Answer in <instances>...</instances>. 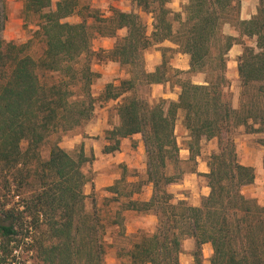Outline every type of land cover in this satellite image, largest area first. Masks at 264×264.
<instances>
[{
  "label": "trees",
  "instance_id": "16d2710c",
  "mask_svg": "<svg viewBox=\"0 0 264 264\" xmlns=\"http://www.w3.org/2000/svg\"><path fill=\"white\" fill-rule=\"evenodd\" d=\"M131 1L152 16L151 35L134 13L114 9L110 17L100 18L81 0H25L24 25L28 28L34 18L33 36L45 45L35 59L28 54L29 43L4 39L8 0H0V166L13 173L18 197L14 206L0 209V264H28L17 261L15 254L22 253L33 255L29 264H107L109 229L117 226L123 236V212L129 210L152 213L158 224L152 234H137L128 250L121 249V264H181L186 238L196 241L193 264H204L206 243L213 247L210 264H264V205L243 193L256 174L239 161L235 142L239 127L264 135V0L249 20L240 17V0H188L181 12L168 7L172 0ZM74 16L80 21L69 22ZM227 24L239 37L224 34ZM121 30L127 33L118 37ZM96 36L116 42L111 50L96 53ZM165 42L177 48L163 49V62L148 72L145 52ZM236 44L244 46L237 61L238 109L231 102L227 77L228 53ZM167 50L188 54L186 73L204 75V84L182 80L177 101L162 99L151 105L136 91L140 85L168 81ZM93 56L118 63L129 76L119 85L108 84L102 95L104 101L121 99L119 124L106 133L113 144L104 153L117 151L123 138L141 135L146 157L145 180L129 182L122 167V177L105 189L111 194L108 202L117 205L110 221L102 217L96 197L85 193L90 178L83 167L91 157L83 151L72 154L58 142L47 160L41 156V147L53 134L92 120L91 87L100 76L92 69ZM180 115L189 134V161L201 155L204 141L217 142L207 159L209 173L200 175L210 193L199 206L176 201L170 192L182 180L181 174L168 172L169 165L179 161ZM258 143L264 146V139ZM149 184L151 199L135 200Z\"/></svg>",
  "mask_w": 264,
  "mask_h": 264
},
{
  "label": "rangeland",
  "instance_id": "374dc122",
  "mask_svg": "<svg viewBox=\"0 0 264 264\" xmlns=\"http://www.w3.org/2000/svg\"><path fill=\"white\" fill-rule=\"evenodd\" d=\"M241 1V12L246 11L250 12V10L255 9L257 3H260V0H240ZM188 0H172L169 4V8L173 10L174 12H181L184 5H186ZM81 3L83 6H89L93 11H96L98 13V16L100 18H108L111 16L112 11L114 9H119L121 11H124L126 13H134L141 17L142 21L147 25L148 35H151L153 30V18L151 15H146L142 13V11L137 7L135 3H133L131 0H81ZM259 6V5H258ZM258 8V7H257ZM8 10L9 14H12L14 12V19H8V23L6 26V30L4 33V39L7 42H15L19 45L29 43L28 48V54H30L33 58L39 59L45 50V45L39 38H34L33 31L36 30L34 26V18H31L28 21L29 27H25V21L22 14V10H15L14 6L12 5V1L9 0L8 2ZM241 16V14H240ZM71 23H77L80 21V18L78 16L71 17L68 19ZM88 23L92 24L93 19H88ZM175 28L178 27V23H175ZM224 34L229 35L231 32H238L232 25L227 24L223 28ZM126 30H121L118 32V37H123L126 35ZM106 41L105 46L110 47L114 46L116 39L114 38H103L96 36L92 41V50L96 53H99L101 50H106L102 47V44ZM246 44H251V41H245ZM170 43H167V45L163 48H156L155 46H152L149 48L145 54H153L155 51H160V55L162 56L161 62H163V49L165 48H171ZM242 48L244 49V46L240 44ZM166 60H167V68H168V79L171 81V83H174L176 80L178 81L181 78H190L188 75H180L177 73L179 70L176 68V65L182 66V58L176 55L171 50H167L166 52ZM232 63L230 69L228 68V80H229V88L228 92L231 98V102L233 104V107L236 109L240 106V96H241V82L238 76L237 66L238 63L234 56H232L231 59ZM145 67L147 68L146 60H145ZM92 69L94 72L98 73L100 76L94 81L91 92L95 99V109L93 118L90 122H88L85 125H82L81 127H78L74 129L73 131H70L65 134H53L47 143H45L41 147V156L43 160H47L50 154V150L52 145L55 142H58L59 146L61 147H67L68 145H72L74 143V139L78 135H83L84 137L87 136L89 138L88 134L86 132L88 130L92 131L90 129L91 125H95L97 120H101L102 115L105 113V120L108 125V129H111L115 127L119 123V118L117 116V105L114 104L113 101H104L102 99V95L104 91L106 90V86L108 84H114L119 85L120 81L123 79L129 78L128 73L126 69L121 67L117 63H113L108 60H103V58H100V56H93L92 59ZM202 79L201 76L193 77L192 80L195 82H199ZM173 94L175 90L173 88L167 89L164 88V93ZM137 96L139 98L145 99L148 101L151 105L157 104L162 97L159 96V92L155 91L154 87L152 85H140L138 86V89L136 91ZM121 103V99L119 100V104ZM118 104V105H119ZM109 105V106H107ZM108 107L106 110H103L104 107ZM181 119L178 122L177 129H176V135L179 145L181 147H185L188 143L187 140V131L185 128L180 124ZM107 131V130H106ZM261 139H264V135L262 134H248L244 127H239L235 132V142H236V149L238 153L239 161L243 164L244 161H253L254 163L257 160L262 161L264 159V149L262 145L258 143ZM138 143V141H137ZM25 147V144H24ZM69 147V146H68ZM69 149L68 151L72 154H76L80 151H83L80 147V144L77 140V146H74V148H66ZM217 149V142L216 140H213L209 143L203 142L202 149H201V155L200 160L203 162V160H207L209 155ZM84 152V151H83ZM137 153H139L137 151ZM92 155V154H91ZM91 155H86L87 157H91L92 160L90 163L86 164L83 167V171L88 175L90 178V182L87 186L92 187V182L95 178L94 173V158ZM137 156V154H136ZM146 157L143 158V160H139L141 166L144 163L145 164ZM200 164V162L189 161L184 160L183 158L179 157V161L176 163H172L169 165L168 172L170 174H181L182 180H184V177L190 172L195 171L197 169V166ZM245 165V164H244ZM256 178L253 184L245 186L243 188V193L247 196H251L252 198L256 199L257 202L260 205H264V168L263 165H261V168H254ZM116 174L123 173L122 167H116L115 169ZM139 170H142V168H136L127 170V174L130 175H139L141 179L146 177V174H142V172H138ZM146 171V170H145ZM12 172H9L7 170H4L0 166V209L6 208L9 209L12 206L15 205V203L18 201V197H15L14 194L16 193L15 190V180L12 175ZM181 180V181H182ZM180 181V182H181ZM195 183H197V186L199 187V190L201 191L203 186H206V181L204 179H196ZM86 190V188H85ZM146 193V188L144 190ZM186 193V192H185ZM94 195L97 200V205L100 210V213L103 218H105L107 221H110L112 217H114L117 205L112 204L108 202V198L111 196L103 189L102 191H95L91 190L89 196ZM190 195V194H189ZM91 202L92 199H88V208L91 209ZM201 203V202H200ZM125 220V219H124ZM152 222L151 220H148L145 223V227L150 230L152 228ZM119 228L118 227H110L109 232L107 234V241L108 243H112L111 247L108 250V254L106 256V263L107 264H121V260L116 261L118 258V255H115L117 249L119 248H126L129 249L131 246V243L133 239L131 237H127L124 239L123 236L119 234ZM143 233H146L145 231ZM151 234V233H149ZM132 240V241H131ZM121 251V250H120ZM119 251V252H120ZM195 251V250H194ZM16 259L18 262L21 263H31L33 259L32 254L22 253L21 255L15 254ZM119 259V258H118ZM208 264V263H206Z\"/></svg>",
  "mask_w": 264,
  "mask_h": 264
},
{
  "label": "crops",
  "instance_id": "0c3cea01",
  "mask_svg": "<svg viewBox=\"0 0 264 264\" xmlns=\"http://www.w3.org/2000/svg\"><path fill=\"white\" fill-rule=\"evenodd\" d=\"M12 1V5L14 6L15 10H22L23 9V4L25 0H11ZM59 0H52L53 3L58 2ZM9 2V0H8ZM258 3L253 10H250V12H246L243 11L241 12V19L242 20H249L251 19L254 15H256L257 13V7H258ZM14 12H12V14H9V10H8V19L13 18L14 16ZM70 19V18H69ZM8 23V22H7ZM5 33V32H4ZM230 36H234V37H239V33L234 31L231 32L229 34ZM116 39V38H114ZM116 42V41H115ZM167 43L170 42H165L163 44L160 45H155V47L157 48H163L167 45ZM106 41L104 40L102 47L106 50H111L113 48V46L107 47L105 46ZM171 48L172 49H176L177 47L175 45H173L172 43H170ZM243 52V48L240 44H236L232 47V49L229 51L228 53V68L230 69L231 66V59L232 56L235 57V59L238 61V58L241 56ZM176 55H178L179 57L182 58V63L183 65H176V68H178L179 70L177 71V73L180 75H188L190 76V78H181L178 81L176 80L174 83H171V81L168 79V74H167V82L164 83H160V84H151L155 91L159 92V96L162 97L163 100H167V101H177L179 98V94H180V87H179V82L182 80H186V79H190L194 84H204V79L205 76L202 74H198V75H190L187 74L186 72H188L190 70V56L188 54H183V53H175ZM144 59L146 60V64H147V68L146 69L148 72H153L155 70V68L157 66H159L162 62V56L160 55V51H155L153 52V54H145L144 55ZM109 61V60H108ZM236 61V62H237ZM112 62V61H111ZM116 63V62H113ZM238 63V62H237ZM118 64V63H117ZM196 76H201L202 79L199 82H195L193 79V77ZM169 89L170 87L173 88V90H175V92L173 94H169L164 93V88ZM161 99V100H162ZM120 100V99H119ZM119 100H111L114 102V104H116L118 106L119 104ZM109 106V105H107ZM104 107L103 110H106L108 107ZM234 109H236L234 107ZM105 113L102 115L101 120H97L95 125H91L90 129H92V131L88 130L86 132V134H88L89 138H87V136H83L78 135L75 137L74 139V143H72V145H68L67 147H62L63 149H65L66 151H68L69 149L66 148H74V146H77V140L80 144V147L82 148V150L84 151L85 155H91L95 160H94V173H95V178L92 182V187H89L86 185V190L85 193L86 195L90 194L91 190H95V191H102L103 189H106L108 187H111L115 184V182L117 180H119L122 177L119 174H116V167L118 168L120 167H125L128 171L131 169H136V168H142V170H139L138 172H142V174H146V164H140L139 160H143V158L145 157V149H144V144L141 138V135H134L132 137L129 138H123L120 140V145H119V149L115 152L112 153H104V149L106 146H109L111 144H113V141H110L107 139V131L108 130H112L108 129V125L106 123L105 120ZM180 124L183 126V115H180L179 120ZM178 120V122H179ZM177 122V125H178ZM119 124V123H118ZM117 124V125H118ZM116 125V126H117ZM115 126V127H116ZM184 127V126H183ZM185 128V127H184ZM177 129V126H176ZM107 130V131H106ZM186 130V129H185ZM187 131V130H186ZM188 131H187V140L189 141V137H188ZM138 141V143H137ZM178 141V140H177ZM205 142V141H204ZM188 144V143H187ZM179 145V143H178ZM180 150H179V157L183 158L184 160H189L190 158V152L187 148V145L185 147H181V145H179ZM264 149V147H263ZM137 151L139 153H137ZM69 152V151H68ZM137 154V156H136ZM200 156H198L196 158V162H200V164L197 166V169L195 171L190 172V174L186 175L184 177V180H182L179 183L173 184L170 187V192L174 195L175 200L176 201H187L190 205L192 206H199L200 202L202 200V198L207 197L210 193V188L207 186V182H206V186H203L201 191L199 190V187L197 186V183H195L196 179H204L206 181V179L200 175H205L209 173V168H208V164H207V160H203V162H201ZM259 163L256 162L254 163L253 161H244L243 164H245L246 166H250L253 168H261V165H263L262 161H258ZM127 171V172H128ZM146 177H144L143 179H141L139 177V175H130L127 174V180L129 182H138L139 180H145ZM146 188V193L144 192ZM186 192V193H185ZM152 193H153V186L152 184L146 185L142 191V193L140 194H136L134 196L135 200H139V201H149L152 197ZM109 194V193H108ZM190 194V195H189ZM111 196V194H109ZM123 217H124V239H126L127 237H131L132 239H134V236H136L137 234L143 233L144 231L146 233H153L156 230L157 224H158V219L157 217L152 214V213H141V212H137V211H125L123 212ZM151 220L152 222V228L150 230H148L145 227V223ZM117 227V226H114ZM119 228V227H118ZM132 241V240H131ZM112 244V243H110ZM196 248V241L193 238H186L183 240L182 242V253L180 255V263L181 264H193L194 263V257H193V253L194 250ZM122 248L117 249L115 255H119V251ZM128 250V249H127ZM202 252H203V259H204V264L208 263L210 264V259L213 255V247L211 245V243H206L202 246ZM119 259L117 258L116 261H118Z\"/></svg>",
  "mask_w": 264,
  "mask_h": 264
}]
</instances>
